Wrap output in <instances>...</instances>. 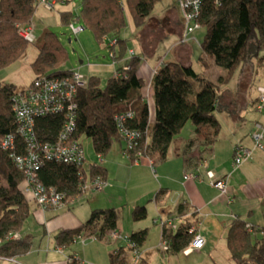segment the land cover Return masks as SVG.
Instances as JSON below:
<instances>
[{
	"label": "trees",
	"instance_id": "trees-1",
	"mask_svg": "<svg viewBox=\"0 0 264 264\" xmlns=\"http://www.w3.org/2000/svg\"><path fill=\"white\" fill-rule=\"evenodd\" d=\"M48 1L52 4L50 8H46L40 0H0V70L15 63L26 53L29 43L35 42L33 29L30 39L23 38L19 31L31 23L38 6L41 4L51 10L56 3H68L70 0ZM161 1L79 0L77 13L72 10L59 11L60 24L63 26L76 21L83 29H89L98 42L110 38L107 47L113 63L129 55L128 63H121L125 67L118 64L117 70L107 78L104 86L98 75H94L88 77L86 83L76 91L78 107L75 137L90 138L93 149L102 156L110 153L115 142L122 141L115 116L130 111L134 115L125 125L138 129L143 136L128 154L130 158L137 151L144 156L148 150L149 155L165 159L169 143L188 121L194 125L196 134L188 140V147L195 141H201L207 149H212L221 130L216 113L225 108L217 93L218 86L228 83L242 62L255 59L258 66L264 65V0H201L195 19L199 26L205 28V34L200 41L197 60L206 69L211 65L220 66L223 73L217 81H213L202 72H196L187 61H167L151 73V82L147 84L138 74L142 52L151 58L161 39L158 36L149 38L146 31L142 30L139 36L141 54L130 50L127 39L120 35L127 24L124 7L138 28L146 24L154 7ZM42 38L43 43L31 64L36 75L61 76L71 72V69L59 68L68 59V50L61 38L52 30L45 32ZM177 49L191 51L186 43H180ZM197 85L199 88H196ZM147 86L152 90L153 122H150V108L143 91ZM17 88L12 83L0 85V141L7 134L15 132L16 120L11 108V97ZM63 118L59 114L40 116L36 120V128L44 138L51 140L59 132ZM42 163L37 172L39 181L46 186L65 190L70 196L83 192L81 186L86 178L100 175L105 179L107 173L105 167L97 163H90L88 169L49 160ZM78 170L81 171L78 173ZM23 185L24 175L13 163L10 153L0 147V256L12 257L23 253L31 245L29 234L7 238L11 233L19 234L30 213V200ZM182 209L185 210L184 204H178L177 210L180 212ZM130 216L133 221L145 219V206L136 205ZM117 220L114 207L92 209L88 219L78 227L61 230L56 236L57 242L68 244L80 233L95 234L102 239L107 233L116 230ZM230 223L225 234L229 257L236 264H264V235L260 238L255 236L251 232L254 226L251 231H247L246 221L239 217ZM173 228L165 223L161 237L167 241L169 251L179 252L192 240L195 229L190 232V227L185 225L175 231ZM256 230L264 231V227ZM147 233L148 229L136 230L128 238L139 248L145 243ZM119 258V255H114L112 264H128V261ZM71 264L75 262L72 260Z\"/></svg>",
	"mask_w": 264,
	"mask_h": 264
},
{
	"label": "crops",
	"instance_id": "crops-1",
	"mask_svg": "<svg viewBox=\"0 0 264 264\" xmlns=\"http://www.w3.org/2000/svg\"><path fill=\"white\" fill-rule=\"evenodd\" d=\"M162 2L170 3V12L167 13L172 22L170 29H174L183 41L179 42V39L174 41L166 56L169 59H175L174 61H187L192 66L193 49L187 41L188 39L198 40L195 31L185 32L179 0H162ZM162 32L165 35V31ZM145 34L149 35V38L153 37V33L148 28ZM138 42L141 48L140 40ZM161 42L157 44L156 51L151 55L150 60L143 65L140 64L139 77L148 79V81L145 79L147 84L151 82V73L158 67V62L161 60L160 58L158 62L153 60ZM180 43L188 44L191 51L178 50L177 45ZM130 50L135 54H141L140 51L137 53L132 46ZM128 60L129 57L122 60V63L126 64ZM253 60L242 62V70H246L247 65L251 68ZM167 61L164 58L160 65ZM117 63L120 64V61ZM125 64L121 65L125 67ZM211 67L217 66L211 65L208 68ZM81 69L82 67L78 71ZM203 69L206 70V68ZM261 87L263 92L260 91ZM143 91L150 108V122H153L152 90L147 86ZM261 94H264V86L257 85L256 95L250 107L258 112L255 113L256 115L250 112L249 116L245 113L247 103L244 96L235 97L234 91L220 93L225 108L216 113L221 123V130L212 149H207L201 141H195L188 147V140L196 136L194 125L190 121L169 143L165 159H159L156 155H149L146 152L138 162H134L133 158L125 152L122 141L117 149L111 146L110 153L101 164L107 172L104 180L110 183L111 188L105 185L102 193L106 194L105 201L112 202L120 199L128 206L129 203L135 204L146 200L141 204L145 206L146 217L149 219L145 220V218L144 221L141 220L142 222L133 221L129 209H126L129 211L126 220L119 221L117 212L116 223V231L124 235H129L136 230L148 229L147 239L139 247L141 264H221L219 257L224 251L228 252L225 246V234L233 219L239 217L246 223H250L254 226L253 231L250 230L253 233L256 229L264 227V113L262 111L264 103L260 108L256 107ZM237 100H241L243 104L236 110ZM256 135H260L259 142L262 146H256L254 143L253 137ZM236 145L246 146L250 156L244 162L232 167ZM113 167L115 171L110 169ZM217 179L225 181V193L213 185V181ZM111 180H116L120 188L112 189ZM131 180L136 182L134 193L137 195L133 197H130L133 195V192H130ZM101 188L97 191L99 192ZM102 196L99 194L96 200L92 199L93 201L89 202L88 207H78V209L70 207V203L60 208L42 209L32 202L33 207L31 208L32 205L29 204L30 213L25 219L22 230L17 234L19 237L29 234L30 247L23 253L1 258L0 264H71L72 260L75 264H112L114 255H119L124 262L128 261V264H131V252L126 247V241L119 236L112 239L106 234L102 239L97 237L82 241L77 239L68 244L57 242L56 236L61 230L78 227L88 219L92 209L115 207L112 205L115 204L114 202L102 204L104 203L102 199L100 202ZM180 203L184 204L185 210L182 209L179 212L177 207ZM158 218L167 222L170 220L174 225V228L172 227L174 231L183 225L194 226L195 232L204 237V245L201 249L190 252H186V248L179 252L162 248V229L155 222Z\"/></svg>",
	"mask_w": 264,
	"mask_h": 264
},
{
	"label": "built area",
	"instance_id": "built-area-1",
	"mask_svg": "<svg viewBox=\"0 0 264 264\" xmlns=\"http://www.w3.org/2000/svg\"><path fill=\"white\" fill-rule=\"evenodd\" d=\"M201 0H179L180 9L182 10V19L185 22L186 31H193L199 26L197 22L196 13ZM45 4L46 8H50L52 4L48 0H40ZM71 31L78 34L82 31V26H74L70 23ZM32 28L30 25H25L19 31L23 38H31ZM86 79L82 74L73 70L66 75H47L40 74L32 79L29 86L23 89L17 88L11 97V108L13 110L14 119L16 120V127L14 133L7 134L0 141V147L10 153V157L16 167L24 175V191L29 193L34 199L38 207L44 208H60L66 206L73 201L74 197L68 195L67 191L58 189L56 186H46L42 184L37 172L42 166V162L56 161L63 164H69L82 167L86 163L84 157V150L81 142L75 137V121H76V91L79 87L84 85ZM263 92V88H260ZM257 108H260L264 103V94L259 95ZM62 115L63 122L59 132L50 140L43 137V134L36 128V120L40 116ZM133 112L119 113L115 116L116 125L119 128L122 142L124 144L125 152L129 154L134 147L137 146L138 140L142 138V134L138 129L129 128L125 125L128 119L133 117ZM254 143L256 146H262L259 142L260 135H256ZM237 146V145H236ZM249 149L245 146H237L234 149V156L232 158V167L244 162L250 155ZM145 155V154H144ZM133 161L138 162L143 154L139 151L134 153ZM99 159L102 155L98 154ZM81 170H78V173ZM88 172V171H86ZM80 177L81 173H80ZM105 180L99 175H93L86 178V182L82 184L81 188L84 191L88 187H93L96 190L100 189ZM213 185L225 193V181L217 179L213 181ZM80 188V189H81ZM156 224L163 228L165 223L168 226L172 225L171 221H163L161 218L155 220ZM253 226L249 223L246 224V230L250 231ZM195 229L194 226L190 227V232ZM110 238L120 237L126 241V247L131 252V264H141V253L139 248L130 241L128 235L113 230L109 232ZM19 237L15 233H11L7 238ZM96 238L95 234L85 235L80 233L72 241ZM204 237L198 233L193 234L192 240L185 247V251L190 252L199 250L204 245ZM162 248H167V241L162 239ZM1 258H8L1 255Z\"/></svg>",
	"mask_w": 264,
	"mask_h": 264
},
{
	"label": "rangeland",
	"instance_id": "rangeland-1",
	"mask_svg": "<svg viewBox=\"0 0 264 264\" xmlns=\"http://www.w3.org/2000/svg\"><path fill=\"white\" fill-rule=\"evenodd\" d=\"M80 3L79 0H70L68 3H56L53 9H45L44 6L41 4L38 6L37 10L35 11L34 17L31 20L30 24L31 27H33V37L35 39V42L29 43V45L26 48V53L20 57L18 60L15 61V63L11 64L10 66L5 67L4 69L0 70V85L4 83H12L14 85H18V88H24L26 86H29L32 79H34L37 75L34 72L31 64L34 62L35 58L37 57V54L39 52V47L43 43V34L45 32H48V30H52L57 34L59 38H61L64 47L68 50V59L67 61L63 62L60 65V69H79L82 67L80 71L84 72L83 76L84 79H87L90 76H94L95 74L98 75L102 86L106 84L107 78L113 76L115 71L117 70L118 63H113V59L109 56V48L107 47V44H110V38L106 37L102 42H98L95 39V36L92 35L91 31L87 28L82 29L81 32L78 34H73V32L69 29V26H63L60 24V15L59 11H69L72 10L74 13L78 12ZM170 3L167 4V2H160L158 3L154 9L149 18L146 20V24L141 27H136L131 20L129 12H127V8L124 7V12L126 16V26L121 31L120 35L121 37H124L127 39V46H132L137 50V53L141 51L140 45H139V36L140 33L143 31H146V28L151 30L153 33V37L160 38L161 40L158 42L161 45L158 47L157 55L153 59L155 62H158L159 66L162 62V60L165 58L166 60L174 61L175 59H169V57L166 56V53L169 52V49L172 48L173 42L177 41L179 39V42H183L181 37L179 38V35H177V32L174 31V29H170L172 22L169 20V14L170 12ZM74 26H81L79 22H74ZM197 29V30H196ZM162 31H165V35ZM193 31H195V35L197 36V39L199 40H190L188 39V43L191 44L193 52H192V66L196 72H202L205 77L210 78L213 81H217L220 74L223 73L222 68L219 67H211L208 69H203L200 65L197 63V58L200 53V41L202 40L204 34H205V28L199 27L195 28ZM162 32V33H161ZM187 33H191V31H185ZM149 36V35H148ZM157 43V44H158ZM127 57L129 55L127 54ZM142 60L140 64H145L147 60H150V58H147L144 56V53L142 52ZM172 58V56H171ZM122 61H120V64ZM119 64V65H120ZM121 67V66H120ZM140 65L138 66V68ZM253 67V68H252ZM252 67L250 68L249 65L246 66V70H242V64L237 67L235 72L232 75L231 80L226 83L218 86L217 93L220 96V93L226 94L227 91L232 93L234 91L235 97H238L239 95L244 96L246 98L247 108L246 112L247 115L249 113H257L258 111H254L251 109V104L253 102L254 96L256 95L257 91V85L264 86V65L258 66L256 61L253 60ZM90 68V70L88 69ZM140 70V68H139ZM140 75V71L138 73ZM146 79V78H145ZM148 81V79H146ZM196 88H199L198 85ZM233 96V95H232ZM231 96V97H232ZM243 104L240 101L237 100L236 104V110L238 107ZM228 107V106H227ZM264 113V109L262 110ZM256 115V114H255ZM250 116V115H249ZM82 148L84 150V157H85V169H88V166L90 163H97L102 164L106 156H102V159L100 160L98 157V154L95 152V150L92 147L91 139L88 137H80L79 138ZM260 141V139H259ZM114 148L117 149L119 147V143L115 142L113 144ZM119 152V151H118ZM147 153H149L148 150H146ZM111 170L115 171V168H110ZM111 186L112 189L120 188V184L116 180H111ZM132 185L130 186V192L133 195H130V197L136 196L134 192H136V182L131 180ZM110 188V183L104 182L103 188H101V192L97 191L93 187L86 188L81 194L77 196H71L74 197L73 201L70 203V207H74L75 209H78V207H88L89 202H92L93 200L97 199V196L103 195L102 198L100 197V202H103L102 204H110L114 202L115 209L118 212L119 221L120 220H126L127 213L132 212L134 207L136 205H142L141 203H145V201H140L135 204L129 203L128 206L121 202L120 199H117L112 202H107L106 200V194H102L103 190L106 186ZM27 198L30 200V206L33 207L32 202L35 203L34 199L31 197L29 193H25ZM69 195V194H68ZM109 195L111 196L110 192ZM70 196V195H69ZM111 198V197H110ZM93 199V200H92ZM102 199V200H101ZM98 202V201H97ZM123 203V204H122ZM122 204V205H121ZM37 206V204L35 203ZM112 205H109V207H112ZM38 207V206H37ZM39 208V207H38ZM73 208V209H74ZM107 208V207H102ZM126 209H129L126 210ZM53 210V209H51ZM149 219V217H146L145 220ZM32 220V219H30ZM132 220V219H131ZM144 221V219H141ZM138 220V221H141ZM141 221V222H142ZM122 222V221H121ZM253 234H256L257 237H261L264 235V231H257ZM107 236L110 238L111 234L107 233ZM100 239V238H98ZM79 242V241H78ZM81 242V241H80ZM125 243V242H124ZM219 262L221 264H236L231 257H229V253L227 251H224L222 255L219 257Z\"/></svg>",
	"mask_w": 264,
	"mask_h": 264
},
{
	"label": "clouds",
	"instance_id": "clouds-1",
	"mask_svg": "<svg viewBox=\"0 0 264 264\" xmlns=\"http://www.w3.org/2000/svg\"><path fill=\"white\" fill-rule=\"evenodd\" d=\"M180 6V5H179ZM183 20V19H182ZM185 23V22H184ZM200 26H198L197 28H199ZM185 31H186V29H185ZM183 40H184V38H183Z\"/></svg>",
	"mask_w": 264,
	"mask_h": 264
}]
</instances>
